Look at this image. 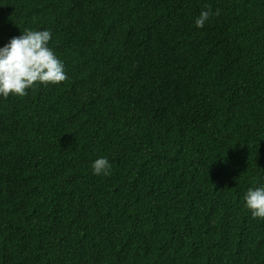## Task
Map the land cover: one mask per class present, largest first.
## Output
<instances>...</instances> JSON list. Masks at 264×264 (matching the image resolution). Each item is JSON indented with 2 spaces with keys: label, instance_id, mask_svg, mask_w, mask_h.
Here are the masks:
<instances>
[{
  "label": "trees",
  "instance_id": "1",
  "mask_svg": "<svg viewBox=\"0 0 264 264\" xmlns=\"http://www.w3.org/2000/svg\"><path fill=\"white\" fill-rule=\"evenodd\" d=\"M25 30L67 79L0 95V264H264V0H0Z\"/></svg>",
  "mask_w": 264,
  "mask_h": 264
},
{
  "label": "clouds",
  "instance_id": "2",
  "mask_svg": "<svg viewBox=\"0 0 264 264\" xmlns=\"http://www.w3.org/2000/svg\"><path fill=\"white\" fill-rule=\"evenodd\" d=\"M216 14H219L217 10ZM212 15L211 8L201 11L195 19L197 28H202ZM52 33L49 30L25 32L13 37L0 48V95H26V89L36 82L59 84L67 79L63 63L47 46ZM93 174H110L107 158L96 159L92 165ZM246 207L253 218H264V187L249 188L245 194Z\"/></svg>",
  "mask_w": 264,
  "mask_h": 264
}]
</instances>
